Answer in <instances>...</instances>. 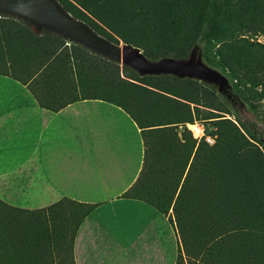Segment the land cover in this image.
I'll return each mask as SVG.
<instances>
[{
    "label": "trees",
    "instance_id": "1",
    "mask_svg": "<svg viewBox=\"0 0 264 264\" xmlns=\"http://www.w3.org/2000/svg\"><path fill=\"white\" fill-rule=\"evenodd\" d=\"M58 1L99 35L138 47L152 60L183 58L200 46L204 62L229 78L256 121L239 117L209 83L141 76L52 33L36 34L11 16H0V73L16 75L4 66L7 54L27 61L40 55L37 68L45 73L54 64L49 60L65 53L76 78L71 99L112 103L140 129L142 167L125 195L161 212L171 208L182 243H214L215 264L221 251L222 264H264V41L257 39L264 36V0ZM195 121L210 124L200 138L187 128ZM66 202L73 201L43 210L46 230L36 231L32 212L0 199V264H13L2 257L15 252L8 251L14 239L22 251L35 235L48 243L34 244L63 252L56 264H74L73 238L95 205L77 203L84 207L77 216Z\"/></svg>",
    "mask_w": 264,
    "mask_h": 264
},
{
    "label": "crops",
    "instance_id": "2",
    "mask_svg": "<svg viewBox=\"0 0 264 264\" xmlns=\"http://www.w3.org/2000/svg\"><path fill=\"white\" fill-rule=\"evenodd\" d=\"M64 54L45 73L40 55H5L16 75L0 73V199L32 212L36 231L46 230L42 211L60 200L73 201L65 205L77 216L84 208L77 203L95 205L73 238L74 264H215L214 243H182L171 208L161 212L125 195L142 167L140 129L112 103L73 101L76 78ZM13 241L8 251L19 264H56L64 256L52 245L21 251Z\"/></svg>",
    "mask_w": 264,
    "mask_h": 264
},
{
    "label": "water",
    "instance_id": "3",
    "mask_svg": "<svg viewBox=\"0 0 264 264\" xmlns=\"http://www.w3.org/2000/svg\"><path fill=\"white\" fill-rule=\"evenodd\" d=\"M0 16L15 17L36 34L52 33L68 43L78 44L99 56L126 65L141 76L170 74L197 79L213 85L219 94L231 96L228 77L206 64L197 47L183 58L165 56L149 59L138 47L114 43L99 35L86 22L72 16L58 0H0Z\"/></svg>",
    "mask_w": 264,
    "mask_h": 264
},
{
    "label": "rangeland",
    "instance_id": "4",
    "mask_svg": "<svg viewBox=\"0 0 264 264\" xmlns=\"http://www.w3.org/2000/svg\"><path fill=\"white\" fill-rule=\"evenodd\" d=\"M257 39L260 40V41H264V36L263 35H258L257 36ZM121 42V41H120ZM119 42V43H120ZM197 47L198 50H200V46H195ZM201 51V50H200ZM121 65V64H120ZM216 69V68H215ZM218 70V69H217ZM220 71V70H219ZM221 72V71H220ZM222 73V72H221ZM223 74V73H222ZM225 75V74H224ZM121 76L122 75V72H121ZM229 79V78H228ZM230 81V80H229ZM231 83V82H230ZM232 87V85H231ZM221 95V94H220ZM227 101H229L234 109L236 110V113L238 114L239 117H241L242 119H245V120H249V121H252V120H255L256 121V117L254 116V114L246 107V105H243V103L239 102V100L237 99V96L235 95L234 91H233V88H232V92H231V96L228 98L226 97L225 95H222ZM226 117H232L233 116H229V115H226ZM209 122H206V123H202V122H198V121H195V123H192V124H198L197 126L200 127L201 129V135L199 136H196V134L194 133L195 131L191 128H189V125L187 126V128L191 131L193 137H196V138H200L203 134L202 132L205 134V127L207 125H210V124H207ZM261 123V122H260ZM262 125V124H261ZM208 137V136H207ZM70 221V220H69ZM72 221V220H71ZM70 223V222H69ZM33 238H30L29 236L26 238L25 240V243H28L29 245H31L32 243H34V241L32 240ZM11 259L8 261V263H13V264H19V260H18V255L17 257H15V255H11L10 257ZM63 260L64 259H61V258H58L57 261L58 262H61L63 263ZM15 262V263H14ZM216 263H219L218 261H216Z\"/></svg>",
    "mask_w": 264,
    "mask_h": 264
},
{
    "label": "bare ground",
    "instance_id": "5",
    "mask_svg": "<svg viewBox=\"0 0 264 264\" xmlns=\"http://www.w3.org/2000/svg\"><path fill=\"white\" fill-rule=\"evenodd\" d=\"M189 125V127L191 128V129H193L195 132V134H196V136H199V135H201V129H200V127H198L196 124H188Z\"/></svg>",
    "mask_w": 264,
    "mask_h": 264
},
{
    "label": "built area",
    "instance_id": "6",
    "mask_svg": "<svg viewBox=\"0 0 264 264\" xmlns=\"http://www.w3.org/2000/svg\"><path fill=\"white\" fill-rule=\"evenodd\" d=\"M198 125V124H197ZM187 126H188V124H187ZM190 128V127H189ZM192 130V129H191ZM202 134H203V132H202ZM206 139V141L209 143V144H212L213 143V138H211V137H206L205 138Z\"/></svg>",
    "mask_w": 264,
    "mask_h": 264
}]
</instances>
